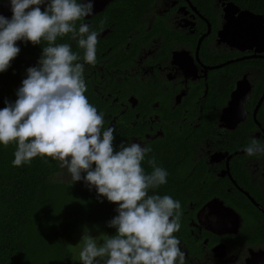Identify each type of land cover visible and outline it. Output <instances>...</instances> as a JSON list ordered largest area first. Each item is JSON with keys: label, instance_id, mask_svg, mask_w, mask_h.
I'll return each mask as SVG.
<instances>
[{"label": "flooded vegetation", "instance_id": "obj_1", "mask_svg": "<svg viewBox=\"0 0 264 264\" xmlns=\"http://www.w3.org/2000/svg\"><path fill=\"white\" fill-rule=\"evenodd\" d=\"M4 1L0 14L7 9ZM234 12L227 0H94V14L77 21L98 32L97 62L85 65L84 78L113 126L131 124L133 130H148L144 135L150 139L163 136V128L173 132L172 121L183 115L187 122H202L205 103L220 106L191 157L194 165L177 175L180 184L192 177L193 187L172 183L183 210L174 235L187 264H264V152L249 156L245 128L237 131L250 115L246 108L253 96L261 93L254 120L264 94L256 84L259 71L241 78L249 90L238 88L239 79L227 94L221 83L225 72L211 69L218 66L211 64L217 52L239 54L228 61L254 59L229 45L227 24ZM254 122L258 129L251 137L264 144V130ZM133 142L145 144L143 136Z\"/></svg>", "mask_w": 264, "mask_h": 264}, {"label": "clouds", "instance_id": "obj_2", "mask_svg": "<svg viewBox=\"0 0 264 264\" xmlns=\"http://www.w3.org/2000/svg\"><path fill=\"white\" fill-rule=\"evenodd\" d=\"M8 4L12 16L0 14V73L20 53L17 41L47 42L37 65L27 68L16 100L6 99L0 108V145H16L12 165L51 157L67 169L73 183L83 180L98 196L117 204L118 215L108 222L116 229L114 235L97 239L84 228L82 264H186L174 235L181 229V202L170 195H149L150 189L167 183L168 171L155 157L148 160L152 171H145L142 162L152 151L149 146L123 141L114 146L115 129L104 128V114L85 95V65L97 62L98 32L77 21L94 14V0ZM69 34L83 50L82 57L69 43H57ZM244 151L249 156L264 152V144L253 138Z\"/></svg>", "mask_w": 264, "mask_h": 264}, {"label": "trees", "instance_id": "obj_3", "mask_svg": "<svg viewBox=\"0 0 264 264\" xmlns=\"http://www.w3.org/2000/svg\"><path fill=\"white\" fill-rule=\"evenodd\" d=\"M228 1L243 10L264 16V0ZM65 42L72 46L74 52L83 56L76 41L71 39V34L58 37L57 43ZM17 44L21 49L20 53L12 60L9 69L0 73V108L5 106L6 99L12 102L16 100V90L26 77L27 68L37 65L42 47L47 46L45 41L41 45H33L30 41H17ZM227 51L228 55L224 52L215 53L211 64L219 65L239 56L236 52ZM249 53L248 51L247 55ZM256 70L259 71L256 84L262 85L264 90V59L230 63L213 73L225 72L221 83L229 94L236 82L248 71L255 73ZM210 82L218 83L214 79H210ZM123 92L127 95L126 90ZM85 95L98 112L104 114L105 106L96 99L95 87L90 83H87ZM260 95L261 93L253 96L252 107L246 108L250 115L237 130L245 128L246 144L252 140L251 133L258 129L251 112ZM217 99L222 100L221 95ZM219 108L220 106L205 103L202 105V122H187L183 115L172 121L170 128H173V132L163 128V136L150 139L144 135L149 133L148 130H133L134 126L131 124L126 125L127 128L121 123L113 126L112 118L107 119L105 114L104 128L115 129L114 146L117 147L121 141L130 144L135 137L143 136L144 145L152 149L142 162L145 171H152V166L148 163L152 157L168 171L167 183L150 189L149 195H170L181 202V195L175 193L172 183L176 182L179 187H186L188 190L193 187L192 177L188 176L187 183L180 184L182 181L177 175L181 170H187V165H194L191 157L201 140L208 135L206 127L215 123ZM258 120L264 127V103ZM15 150V144L7 147L0 145V264H74V247L71 249V244L80 228L88 224H101L107 235L115 234L116 229L108 227V222L118 215L116 203L98 196L95 188L89 189L83 180L79 184H72L63 177L66 173L69 175L67 169L61 168L59 162L51 157L38 156L31 164L13 166ZM42 231L46 232V236Z\"/></svg>", "mask_w": 264, "mask_h": 264}, {"label": "water", "instance_id": "obj_4", "mask_svg": "<svg viewBox=\"0 0 264 264\" xmlns=\"http://www.w3.org/2000/svg\"><path fill=\"white\" fill-rule=\"evenodd\" d=\"M231 6L234 7L235 12L230 13V19L227 24V34L228 36H231V41L233 42V44L229 42L230 47L233 49L239 48L255 52V54L251 55L250 58H263L264 56L261 54L264 53V16L247 10H241L236 5L231 4ZM243 59L228 61L227 63L212 67L211 69H218L230 63L239 62ZM237 85L238 88L244 90H246V88L249 90L251 87L250 83L244 78L239 80ZM263 103L264 94L259 100L254 111V120L260 124L262 130L264 129L258 121L257 115Z\"/></svg>", "mask_w": 264, "mask_h": 264}, {"label": "rangeland", "instance_id": "obj_5", "mask_svg": "<svg viewBox=\"0 0 264 264\" xmlns=\"http://www.w3.org/2000/svg\"><path fill=\"white\" fill-rule=\"evenodd\" d=\"M221 1H223V0H221ZM218 4H219V1H218ZM4 5L7 6V9L6 10H2V14L4 16L10 18L12 16V12L10 10V5L8 4L7 0L4 1ZM247 89L248 88H246V90ZM243 115H241L240 120L243 119ZM64 169H66V168H64ZM63 177L65 179H68L69 181H71V183H73L72 180H71L70 174L67 176V173H66L65 175H63ZM79 183H80V181H77V182H74L73 184H79ZM83 227L84 228L87 227L88 229H90V234L93 237H96L97 239H102V238H104L107 235V233L105 231V228H103V226L101 224H88V225H85ZM83 227L80 228L75 233L74 240H73L74 242H72V244H71V249H73V247H74V251H73L74 254H75L74 264H82V262L79 261V252H80V249H81V247L83 245V242L81 240V238L83 236V232H84V228ZM42 233H43L44 236H46V232L45 231H42Z\"/></svg>", "mask_w": 264, "mask_h": 264}]
</instances>
